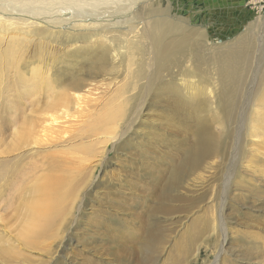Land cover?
<instances>
[{"label": "rangeland", "instance_id": "374dc122", "mask_svg": "<svg viewBox=\"0 0 264 264\" xmlns=\"http://www.w3.org/2000/svg\"><path fill=\"white\" fill-rule=\"evenodd\" d=\"M80 4L0 0V264H264V7Z\"/></svg>", "mask_w": 264, "mask_h": 264}, {"label": "bare ground", "instance_id": "6f19581e", "mask_svg": "<svg viewBox=\"0 0 264 264\" xmlns=\"http://www.w3.org/2000/svg\"><path fill=\"white\" fill-rule=\"evenodd\" d=\"M16 1V0H15ZM25 2H27L28 4L30 3V4H33V3H36V5H37V3H61V2H65V3H69V4H74V5H79L80 3H95V2H98V1H100V0H24ZM103 1V0H102ZM105 2V1H104ZM103 3V2H102ZM101 3V4H102ZM23 4V3H22ZM81 5V4H80ZM24 7V6H23ZM28 7V6H27ZM32 7V6H31ZM78 8V7H77ZM156 8V7H155ZM154 8V9H155ZM42 9V8H41ZM44 9V8H43ZM59 9V8H58ZM77 10V9H76ZM33 11V10H32ZM162 12V11H161ZM40 13V12H39ZM157 14H160L159 13V11L157 12ZM154 24H157L156 22L154 23ZM163 26V25H162ZM161 26V27H162ZM153 29H155V28H153ZM165 29V28H164ZM167 30V29H166ZM155 31L156 32H154V33H157V35L156 36H154L155 37V39H156V42H158L159 41V38L161 37V34L163 33V30H162V28H160V27H157L156 29H155ZM164 33H165V31H164ZM223 67V66H222ZM223 72H224V74L225 75H227V74H229V75H231V70H230V67L229 66H227V67H223ZM38 78H39V76H38ZM42 79V78H41ZM33 85V84H32ZM67 91V90H66ZM67 94V92L65 93V89H59L58 91H57V95L54 97V99L52 100V103L53 104H56V103H67V100L70 98V97H68V95H66ZM78 97L76 96V99H77ZM70 100V99H69ZM70 101H72V100H70ZM262 106L264 107V98L262 99ZM69 102V101H68ZM52 103H50V104H48V105H45L46 107L47 106H49V105H51ZM79 103V102H78ZM47 104V103H46ZM65 107V106H64ZM261 115H263L264 116V113L263 112H261ZM23 116V115H22ZM21 117V116H20ZM29 121H33V120H31L30 118H24L23 120H22V123H20V127L21 126H24L26 123H29ZM17 123H19V122H16V124ZM262 123L264 124V119L262 120ZM12 124H15V123H12ZM11 124V125H12ZM27 125V124H26ZM17 126V125H16ZM19 127V128H20ZM30 132H32L31 130H30ZM29 131H27L26 130V128H24V129H22L21 131H18V132H15V133H12V135H13V137L14 138H17V140H18V146L19 145H21L22 143H24V142H28V138H30V136H31V133H30ZM52 137V136H51ZM32 140V139H31ZM49 140V139H48ZM32 142V141H31ZM53 142V141H52ZM1 190V189H0ZM45 189H41V191L43 192ZM2 192L3 191H0V196H2ZM58 197V196H57ZM56 198V197H55ZM54 199V198H53ZM57 199V198H56ZM50 200H51V202H50ZM46 200H43V203L45 202ZM46 203V202H45ZM45 203L44 204H39L38 206H36L35 205V207L36 208H38V213H41V214H43V215H46L47 214V210H46V208L49 206H46L48 203L50 204V203H55L54 201L52 202V199H48V202L46 203V205H45ZM1 208V207H0ZM4 251V250H3Z\"/></svg>", "mask_w": 264, "mask_h": 264}, {"label": "built area", "instance_id": "2783aa9c", "mask_svg": "<svg viewBox=\"0 0 264 264\" xmlns=\"http://www.w3.org/2000/svg\"><path fill=\"white\" fill-rule=\"evenodd\" d=\"M249 3H252L254 5H261L264 7V0H248Z\"/></svg>", "mask_w": 264, "mask_h": 264}]
</instances>
